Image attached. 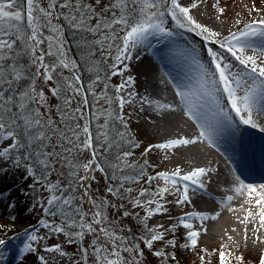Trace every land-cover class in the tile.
Masks as SVG:
<instances>
[{"label":"snow or ice","instance_id":"snow-or-ice-1","mask_svg":"<svg viewBox=\"0 0 264 264\" xmlns=\"http://www.w3.org/2000/svg\"><path fill=\"white\" fill-rule=\"evenodd\" d=\"M19 0H0V143L11 141L7 146L0 150V160H7L10 163H14L19 167L20 159L16 158L13 153L20 149L34 148L37 142L43 146L44 141H50V137L47 132L44 131L45 127L52 130L54 134H58L61 138H65L63 130L56 128L51 118H48L46 123L40 119L38 109H33L32 105H38L40 107H46L48 101L45 98V92L42 88H37V78H42L44 84L53 82L55 80L54 73L57 72L59 67L68 69L70 62L66 61L63 56L62 46L57 47L56 52L51 51L53 45L49 43L48 51H41L37 55L39 46L44 43L41 38V27L48 26L54 32H59V27L53 24V19L59 20L63 17L68 20L73 26L86 27V22L89 20H95L94 27H87L88 31L95 32L101 29V27L112 29L115 25H123L128 30L122 37V46H117V55L115 57L116 64H122L124 59H131L132 54L130 49H135L139 45H142L150 36H170L172 33L165 26V14L171 16L179 28H188L190 31H197L206 41L211 43H218L221 48L226 49L231 56L243 66L241 72H233L232 65L224 62V59L211 47L207 48V55L211 57V63L214 65V70L209 71L205 69L203 65H199L201 69V75L198 79V87L195 91L192 89L184 90V86L176 85L175 95L179 97L180 104L186 108V115L190 120L198 121L197 127L202 129L199 136L196 138L178 137L175 139H169L164 143L152 145V148L169 150L174 148H181L189 145H196L202 142L204 139H209L210 133L207 131L209 128H214L215 125H219L221 121H229L231 117L226 110L225 105L222 103V97L226 96L228 105L231 110L235 112L243 124L256 127L257 125L253 121V111L259 109L264 111V62L257 63L256 55H245L244 49L248 45L249 36H264V28L254 27L253 24L245 26V30L239 34L233 33L230 36H226L221 40L215 39L219 36V33L212 31L208 27L198 23L190 14L191 9L198 8V0H192L190 6H183L179 0H115V2L108 6H102L101 12H111V19L106 16L103 18L95 15V9L91 5L81 3V0H48L46 7L41 6L39 0H24L22 6L17 7ZM96 4H100L101 0H95ZM129 3L133 7L129 8ZM219 0H217V4ZM216 5H213L215 7ZM16 10H12V9ZM57 8L61 11L57 12ZM113 9H119V15ZM66 10V11H64ZM134 13V16L129 19L128 13ZM219 12L223 14L224 9L219 8ZM91 13L92 15H89ZM79 17V19H78ZM44 22L42 24L41 22ZM26 22V28L21 25ZM259 25H264V20H261ZM243 37L244 39H241ZM106 39L116 40L117 37L113 34L111 37H105ZM52 37H48L50 41ZM23 45L21 51L29 52L32 56V63L36 66V71L30 79V83L27 88L21 90L16 87L22 79L25 78L24 72L20 69L17 63L13 62L15 57H18L21 53L17 50V45ZM99 43V41H97ZM45 56L53 57L50 62H45ZM137 59H139V53H137ZM74 66V65H73ZM127 69V65H124ZM123 72H113V75ZM79 80L78 76L68 78L62 85L59 80H55V86L50 88L51 95L53 97H61L63 93V102L66 108H71L74 100L75 92L80 93L78 87L74 88L73 84ZM71 81V82H69ZM135 83L133 77L129 76L128 79L121 85L117 86V90H122L125 87H132ZM107 87V85H106ZM129 93V96H132ZM131 101H125L120 98V105L123 108L125 103ZM151 103L150 101H146ZM158 103V102H157ZM82 104L87 106L88 101L86 98L82 99ZM211 105L212 118L215 121V125L210 123L207 118V113L198 111L197 109H203L205 106ZM160 108L168 109L172 112L176 111V108L171 104H159ZM77 114L82 116V109L80 106L72 109L71 113L62 112L63 119H71L75 121ZM123 122V117H118ZM100 128L107 127V121L104 125H100ZM125 127L127 124L125 123ZM20 131H17V129ZM73 132V136L76 141L74 145L78 152L89 151L91 158L81 164H73L69 162L72 171L70 176L83 187L84 192L80 197L81 200L84 197L88 198V203L91 204V208L88 211L83 210V204L75 206L76 214L79 216L78 227L81 231L75 233L77 238L83 239L86 233L91 234L94 238L91 241L92 256L94 264H140V257L144 255L141 249V243L148 250H153L154 244L160 242L166 247L176 248L177 240L166 239V235L169 232L175 233L177 226L173 225L171 228H165L164 225H157L156 227H149L147 220L154 215L161 212H167V208L161 203L164 200L165 193H170L168 186L161 187L154 194L153 198L147 200H141L140 198H132L129 203L134 208H144L146 215L141 220L143 234L140 235L138 240L136 237H128L122 234L125 230H116L108 225L112 223L108 219L106 210L108 208L120 211L124 208V205L110 204L106 199L97 201L91 197L88 192L90 184H85L86 181L95 180L96 177L92 175L93 172H104V167L97 163L99 153L93 144V135L87 123L81 126L76 123L75 129H69ZM79 130V131H78ZM81 133L84 139L81 140ZM117 136L123 139L124 132H118ZM97 143L101 144V147L105 149H111L114 145L119 147L118 143L114 140H109L108 132H100L95 137ZM129 143L132 141L129 140ZM69 143H72L70 140ZM139 147V145H135ZM151 149H146L145 155ZM69 154L72 153V149H65ZM36 155L37 157H43L40 159V163L47 166L48 158L56 155L53 152H41L33 151L28 153V157ZM132 155L130 151H124L121 154H117L115 157V163L111 167L117 172H123L125 168H133L136 165L129 163L127 158ZM28 157H25L28 158ZM63 159H67L64 157ZM26 173L29 176L33 175V169L31 166L26 165ZM4 171L3 167H0V173ZM82 172V174H81ZM143 177L144 172L141 169L140 173ZM207 175V172L202 167H196L191 171L181 174V169L176 168L174 172H160L157 176L147 177V182L151 183L156 180L157 177L163 179L166 184L171 185L175 192H181L182 194L175 201L176 204L182 205L185 202H190L188 194L189 182L193 185H197L203 189L205 184L203 177ZM113 175V179H115ZM239 180V178H237ZM136 180V177L121 176L120 185L118 188L113 189L108 187L107 191L113 196H120V189L124 188V181ZM183 183V187L178 185ZM71 187V185H70ZM47 190L52 193L47 200V204L55 206L57 209L64 210L74 207L73 201L76 199L71 193L64 196L63 189L59 185L49 184ZM75 188H72V192H75ZM132 188L124 189V192L131 194ZM235 193L238 195L246 194L249 197L248 203H251L252 197H258L255 199V206L258 208V212L253 214L251 209L248 210L245 220L249 217L255 219L259 216L260 227H264V184L259 186L245 184L243 181H239L238 185L234 188ZM59 192L60 194H56ZM146 190L141 189L139 197L145 196ZM233 197H227V200L232 201ZM154 205V207H153ZM232 210V209H230ZM46 212L55 215V212L51 208H45ZM124 217H130L133 213H130L125 209L121 213ZM188 217L198 216L201 220L209 219V217L198 213H186ZM90 216V221L85 217ZM66 221L68 219L67 212L65 211ZM213 216L211 219H215ZM43 223V222H42ZM76 223V221H73ZM179 225L183 228L189 229L187 237L190 240L192 248L197 245V239L200 236V232L193 229V224L188 222L184 217L179 219ZM49 227L48 224L44 225ZM52 230L56 233H64L66 236H71L70 233L65 232L63 226H55ZM258 230V229H257ZM127 231H131L128 229ZM231 239V237H229ZM258 239V238H257ZM31 240L36 241L37 237L33 235ZM136 242L133 243L132 241ZM69 242H72L70 239ZM4 241L0 240V245H3ZM188 244L180 245V247H188ZM26 251H33L31 245L25 246ZM48 253H58L60 257L66 255L61 250L60 245H54L46 249ZM82 252L87 255V249H83ZM124 254H128L127 256ZM152 254L156 257L164 259L171 258L176 259L174 254L165 253L163 250H154ZM232 256L231 252H225L221 250L219 252V264H232V260L229 257ZM200 259L203 261L204 257ZM42 264H49L48 260L44 256L40 257ZM235 260L237 264H243V257L236 256ZM259 264H264V254L259 258Z\"/></svg>","mask_w":264,"mask_h":264},{"label":"rangeland","instance_id":"rangeland-1","mask_svg":"<svg viewBox=\"0 0 264 264\" xmlns=\"http://www.w3.org/2000/svg\"><path fill=\"white\" fill-rule=\"evenodd\" d=\"M184 1L185 0H179V2L183 6H190V3L192 2L191 1L190 3L184 5ZM47 2L48 0H39L41 6L46 7ZM114 2L115 0H101L100 4H96L95 0H81V3L91 5V7L95 9V15L97 17L103 18L106 16L109 20L111 19V12H101V7L111 5ZM22 3L24 2H22V0H19L17 7L22 6ZM213 5L216 6L213 7ZM199 8L203 9V13H209V15L213 16V18L221 21V25L215 26L211 24V22L207 21L205 18L201 19L198 16L194 15L193 13L196 12V10H198ZM219 8L224 9L223 14L219 12ZM12 10L14 11L16 9L14 8ZM59 11L61 10L57 8V12ZM113 11H116L117 15H119V9H113ZM190 14L198 23L208 27L214 32L219 33V36L215 39L221 40L224 37L230 36L233 33L239 34L240 32L244 31L245 26L249 24H253L254 27L257 28H260L261 26L264 27V25L254 23L264 20V0H219L218 4L217 0H198V8L191 9ZM89 15L92 14L89 13ZM128 16L129 19H132L134 13L129 12ZM166 16L167 13L164 17L166 22L165 26L169 30L174 29L176 25L175 21L172 20L171 16L168 15L171 20L168 22V18H166ZM41 23L44 24L43 21ZM67 23L70 22L68 20H65L63 17H61L59 20L53 19V24L59 27L58 33L52 31V29L48 26H42L41 38L44 40V43L39 46L37 52L38 55L41 51L47 52L49 43L53 45L51 49L53 53L56 52L57 47L62 46L64 53L63 58L66 61L70 62V66L68 69L59 67L57 69V72L54 73L55 80H59L62 85L66 80H68V78L73 77V75L79 77L78 67L76 64L77 61L74 60V57L72 56L69 41L65 33V31H67L65 29ZM94 25L95 20H89L86 22V27H82L81 30L83 35L85 36L84 38H87L86 40L84 38L82 39V49L84 51H87V55H85V58L88 60L89 68L94 67L97 70V64L103 65L101 60H99L100 57H103L106 63L105 68L107 71L102 73V77L95 78L87 84H84L82 82L81 85L79 80L73 84L74 88L78 87L80 89V93H72L75 98L73 100L71 108H67V112L71 113L72 109L76 108L77 106L81 107L83 118H80V114H77V119L73 122L74 124L72 125H76V123H79L81 126H83L85 123L88 124L90 131L93 135L94 147L96 148L99 154L105 155L107 149L101 147V144L97 143L95 137L100 132L105 131L108 132V138L110 137V135H113V133H110L111 131L108 127V119L112 114H114L116 106L119 109V116L123 117V125L125 126V123L127 124L126 128H128V130L133 134L134 138L136 139V145H139V147L134 146V148L130 151L132 152V155L127 158L128 162H137V164L140 163L141 166H138V170L143 169L144 172L143 177L138 174V182H136V185H138L139 189L136 191L135 196L129 197L128 194H125V196L117 197L110 194L107 191V188L112 187V185L108 182L106 171L102 173L99 171H95L92 173V175H94L96 179L89 181L91 187L88 188V192L91 197L95 198L97 201L101 199H106L110 202V204H122L124 205V207L128 204V207H131L130 213H133L132 219L131 216L124 217L121 214L125 210L124 208H121L120 211L108 208L106 210V214L108 216V219L112 221V223L108 226L116 230L124 229V232L118 234H122L130 238L136 237V239L138 240L139 234H142L143 228L141 220L135 218L134 215L137 212L138 217H144L146 215V212L144 208L132 207L129 203V200L132 198H140L143 201L149 198H153L154 194L158 191V189L165 186H168L170 188L171 194L165 193L164 200H162L161 203L164 204L167 200L174 198L177 192L172 189L170 183L166 184V182L159 177L149 183L147 182V177L157 176L158 173L163 172V170L165 169V163L172 164L175 158L170 157L169 160H166L162 163H158L154 160L155 157L160 155L161 149L156 150V148H152L151 146L162 143L163 135L161 134L163 133H157L156 135H148L144 133L142 130V122L145 121L146 124L150 126L153 125L152 120L154 118L153 114L155 113V111L153 113H150V115L148 114V116L143 117L142 122H137V120H135V117H138V115H140V106L142 105L141 101L137 102V100H139V98L141 97V95H139L138 93V90H132V87H125L122 90H117V86L124 83L123 80L126 75V70H124L126 59L123 60L122 64H117L115 68L113 67V65L116 64V47L118 45L122 46V37L123 35H125L122 28L123 25H115L112 29L101 27L100 30L95 32L87 30V27H94ZM21 26L25 27L24 24H22ZM179 32H181L183 35L185 34L187 38H194L191 40L193 44L187 43L185 40L180 39L177 44L180 51L176 53L175 56H164V62L168 67L169 63H172L174 67H181L182 65H185V67H189L191 66V57L195 56L197 53V55L201 56V59L206 64L204 67L206 69H209V71H212L214 70V65H212L211 63V57L207 55V48L211 47L224 59V62L232 65L233 72H241L243 70V66L240 65L239 62L236 61L231 56V54L226 51V49L221 48L218 43H211L209 41H206L201 35L198 34L197 31H190L188 30V28H179ZM113 34L116 35V40L105 38L106 36L111 37ZM48 37H52V39L49 41ZM97 41H99V43H97ZM261 41L264 42V36L261 38ZM244 54L249 55L247 53ZM52 59L54 58L45 56V62H50ZM195 69L197 74V76H195L200 78L201 73L200 71L198 72L200 68L195 67ZM121 71L123 72V75H113V72L119 73ZM55 80L53 82H49L48 84H44L42 78H37L38 87L39 89H43V91L45 92V98L48 101L46 107L37 106L40 119L45 123L48 118L52 119V117L56 121H62L58 105H64L63 94L59 98L53 97L50 92V88L52 86H55ZM176 85H181L185 87L186 83L184 81H181L179 78H176L175 76H171V74L165 76V79L162 81L160 89H162V95L164 96V99H166V101H176V99L178 98V96L175 95ZM129 93H132L133 95L129 96ZM83 98L87 99V106H84L82 104ZM120 98H123L125 101L131 102L125 103L122 108L120 105ZM222 103L228 109L229 113H231L232 111L229 107L230 105H228L226 96L222 97ZM114 105L116 106L114 107ZM175 108L176 111H171V115L172 117L181 116L183 118L182 121L179 122V128L182 132L177 131L171 134L170 136H173V139L178 137H198L199 127H197V122H195L194 120H190L186 115V111L180 109L177 106H175ZM234 117L238 120L239 127H241L243 123L240 121V119H238L237 116ZM105 121H107V127L100 128L99 126L104 125ZM17 130L20 131L19 128ZM44 131L47 132V134H50L51 129L45 127ZM83 139L84 136L81 133V140ZM9 143H11V141L0 143V150H2L3 147L7 146L5 144ZM37 144L38 143H36L34 147L39 145ZM39 147L41 150V146ZM196 147L199 148V150H203L204 148H208L209 146L204 140H202V142H199L196 145L181 147L180 150L182 151L179 153H186L189 155V159L193 158L195 160L197 158L194 154H192V149H195ZM42 148L44 149V147ZM34 149L38 151L37 148H29L27 149V151H25V149L21 150V159L19 167L15 166L14 163L8 162L7 160H0V167L4 168V171L2 172L4 175H8L9 172H20V176L17 179L18 181L9 186L8 190L15 192V195L20 198L17 202V205H19L20 200L23 201L21 206L18 207V211L22 212L23 216L25 215V219H21L18 216H10L6 217L3 221L0 220V233H2L3 231L0 240L4 241V244L0 245V264H6L9 261L12 264H42V261L40 260L41 256H44L45 259L48 260L49 264H94L92 248L90 246L91 241L94 237L91 234L86 233L83 239H73L71 237L72 242H69L70 237L66 236L64 233H56L52 230L53 227L60 226V224L58 222L51 223V221H49L47 218L48 212L45 211V208H49L47 200L52 194L47 190L48 184L42 182V178H44L43 176H45V173L43 171L45 170L46 172V169H42V172L40 173H36L33 169L32 176H29L26 173L25 166H30V157H28V153L33 152ZM146 149L151 150L148 151L145 155L144 153ZM45 151L49 152V150ZM41 152H44V150H42ZM74 154H76L74 156V159L77 161L78 164L86 162L87 159L91 158V154L89 151L78 152L76 150V153ZM32 156L34 157V155ZM25 157L28 158L25 159ZM40 158L43 159L42 156ZM37 159L39 161V157H37ZM59 162L60 160H58L57 163ZM60 168H62L60 169L63 172L62 175L72 171V169H67V166H65L64 164H61ZM50 177L52 179V173L50 174ZM75 187L76 190H78L79 197H81L84 192L83 187H81L80 184L77 182ZM141 189L146 190L145 196L143 197H139ZM56 194L60 193L57 192ZM133 195L134 194L132 193L131 196ZM256 198L258 197L253 196L252 200H255ZM248 200L249 197L246 194H241L237 196V202H247ZM80 201V204H83L84 211H88L92 207L91 204L87 202L88 200L86 201V197H84L83 200L80 199ZM196 204L197 202L195 203V205ZM210 204L215 205V207L217 208L222 206V204L215 198H211ZM223 214H219L220 216L217 215L215 219L208 223V225H211L210 229L212 231L219 230L220 232L223 231L226 235H232L235 234L236 231L240 230V228L237 229L235 228V226H221L220 219L222 218ZM166 217L168 216H166L164 212H161L159 214L154 215L146 222L149 227H156L157 225H153L151 222H158L161 219H165ZM85 219L90 221V216L85 217ZM45 224H48L49 227H45ZM240 226L242 227V223H240ZM128 229H131V231H127ZM78 231H81V229L76 223L75 232ZM169 234L171 236L176 235L172 232H169ZM33 235L37 237L36 241L31 240V237ZM132 242L135 243L136 241L133 240ZM205 244L206 243L204 241H198V246L195 247L194 253L189 254V257H191L189 259H193L194 256L197 257V261L195 262V264H219V252L221 250H224L226 253H232V256L229 257V259L232 260V264H237V261L235 260L236 256L243 257V264H259V259L256 255L239 254L230 251L228 248H226V246L224 247L212 244ZM26 245H31L32 249L34 250L26 251ZM54 245H60L61 250L66 253V255L60 257L58 253H48L46 251L47 248L52 247ZM82 246L83 249H87V255L83 254L85 258L83 262ZM140 247L144 252V255L139 258L140 264H191L187 261V259H183L184 255L182 251H176L175 248L172 251H166V246L160 242H156L154 244L153 250H148L144 247L142 243ZM154 250H163L165 253L174 254L176 259L173 260L171 258L164 259L161 257H156L152 254ZM124 255L127 256L128 254ZM201 256L204 257L203 261L200 259Z\"/></svg>","mask_w":264,"mask_h":264},{"label":"bare ground","instance_id":"bare-ground-1","mask_svg":"<svg viewBox=\"0 0 264 264\" xmlns=\"http://www.w3.org/2000/svg\"><path fill=\"white\" fill-rule=\"evenodd\" d=\"M192 0H185L184 5L190 3ZM199 8L193 14L201 19H206L213 25H221V21L213 18L202 11ZM264 28V27H260ZM172 34L170 36H150L142 45H139L135 49H130L132 58L126 59L125 65H127L126 75L124 77V82L129 76L133 77L135 83L132 85V90H138L141 97L138 101H141L140 115L135 117L137 122H142L143 117L150 115L155 111L154 118L152 120L153 125H148L145 121L142 122V130L148 135H156L157 133H163L162 143L169 139H173L170 136L174 132H179V122L182 121V117H177L171 115V111L165 108H160L159 104H171L173 107L177 106L180 109L186 111L184 105L180 104L179 97L176 101H166L162 95V89L160 86L162 81L165 79L166 75L171 74L170 69L164 62V56H175L180 50L177 46L180 39L185 40L187 43L193 44L191 42L194 38H187L186 35L179 32V28L175 27L169 30ZM263 36H249L247 40L248 45L244 49V53L249 55H256L258 63L264 62V42L261 41ZM153 38H158V40H164L165 45L169 48H163V45L151 44ZM244 39V38H241ZM166 49V50H165ZM137 53H139V59H137ZM191 66L185 67L182 65L181 68H172V73H174L181 81L186 83L184 90L189 88L195 91L198 87V77L196 74V69L200 68L199 65L205 66L206 64L201 59V56L196 55L191 57ZM173 66L172 64H170ZM205 68V67H204ZM206 69V68H205ZM209 70V69H208ZM201 69L198 70V72ZM196 75V76H195ZM171 76H174L171 74ZM146 101H150L148 103ZM158 102V103H157ZM211 105L205 106L203 109H197L198 111H203L207 113V118L210 123L215 125V121L212 118V112L210 110ZM227 110V109H226ZM228 111V110H227ZM229 113V111H228ZM235 112L229 114L231 120L221 121L219 125H215L214 128H209L207 131L210 133L209 139H204L208 144V148L199 150V148L192 149V154L196 156L197 159H189V155L186 153H179L181 148H174L169 150H160V155L155 157V161L162 163L169 160L170 157L175 158L172 164L165 163V169L163 172L172 173L176 168L181 169V174L187 173L196 167H202L206 170L207 175L203 177V182L205 187L203 189L199 188L197 185H193L189 182L188 184V194L190 202H185L182 205H178L175 201L182 194L177 192L174 198L167 200L164 203V207L167 208V212H164L166 216L165 219H161L158 222L152 221L153 225H164L165 228H171L173 225L177 226L175 236H171L169 233L166 235V239H172L176 237L177 247L176 251H182L184 257L189 263L195 264L197 257L194 256L193 259H189V254L194 253L195 248L191 247L190 240L187 237L189 229H185L182 225H179V219L184 217L188 222L193 224V229L200 232L198 241H204L207 244L226 246L230 251L239 254H253L259 259L262 254H264V227H260L259 216L255 219L249 217L245 220V216L248 214V210L251 209L253 214L258 212V208L255 206V200L248 202H237L238 194L235 193L234 188L238 185L239 181H243L245 184H251L259 186L264 184L263 180H254L251 173L254 170H261L262 167L256 166L254 163L252 165L244 164L245 161L241 160V170L250 177L249 180L241 177V179H236L233 176L232 164L238 161L240 157L245 156V149L249 145L252 150L257 154L258 152L264 151V111L259 109H254L253 111V121L257 125L252 127L251 125L243 124L239 127L238 122L232 117ZM188 117V116H187ZM199 123L198 121H195ZM171 127V129H170ZM202 129L199 128V133ZM182 132V131H181ZM250 134V136H249ZM7 145V144H6ZM157 150V149H156ZM144 156V154H143ZM254 165V166H253ZM20 172H9L8 175L0 173V220H4L6 217L18 216L21 219H25L22 212L18 211V207L21 206L22 200H20L19 205H17L20 199L15 195V192L8 190L9 186L16 183ZM184 182H180L181 190ZM85 184H89L86 181ZM215 184V185H213ZM208 188H213L221 192L219 196H213L208 193ZM232 196V201H228L227 197ZM217 199L222 206L217 208L215 205L210 204V200ZM257 199V198H256ZM87 201V199H86ZM199 201V202H198ZM197 204L195 205V203ZM228 207V209H224ZM232 209V210H230ZM18 211V212H17ZM186 213H198L209 217V219L201 220L198 216L188 217ZM224 213V214H223ZM223 214L220 219L221 226L240 228L235 234L226 235L224 232L212 231L210 229V224L213 219L211 217ZM232 214V216H231ZM220 216V215H219ZM242 223V227L240 223ZM207 224V225H206ZM258 229V230H257ZM3 233V231H2ZM0 233V239L2 237ZM231 237V239H229ZM258 238V239H257ZM188 244V247H180V245ZM174 248L166 247V251H172ZM6 264H12L10 261Z\"/></svg>","mask_w":264,"mask_h":264},{"label":"trees","instance_id":"trees-1","mask_svg":"<svg viewBox=\"0 0 264 264\" xmlns=\"http://www.w3.org/2000/svg\"><path fill=\"white\" fill-rule=\"evenodd\" d=\"M22 2H24V0H22ZM130 4H129V8L133 7ZM166 18H169V16L167 15ZM130 22H131V19H130ZM24 26L26 28V22L24 23ZM122 28H123L124 33L126 34V31L128 29L125 26L124 27L122 26ZM65 29L67 30L65 31V33L69 41V46H70L72 56L74 57V60L77 61L76 64L78 67V74H79V78L81 82H83L84 84H87L95 78L102 77L103 76L102 73L107 71L105 68L106 63L103 57H100L99 60H101L103 65L97 64V70L94 67L89 68L88 60L85 58V55H87L86 54L87 51H84L82 49V39L85 37L81 30L82 27L73 26L72 24L67 23L65 26ZM84 39L86 40L87 38H84ZM22 48H23V45L18 43L17 50L20 51L21 54L18 57H15L13 61L18 64L20 69L25 74V78L22 79L18 85H16V87L21 90L27 88L28 84L30 83L31 77L36 71V66L32 63L33 58L31 54L29 52L21 51ZM37 88L39 89L38 84H37ZM37 106L38 105L33 104L32 108L37 109ZM115 106L116 105H114V107ZM58 107H59L60 115L62 119V112H67V108L63 104L58 105ZM118 117H120L119 109L116 106V109L114 110V114H112L108 119V127H109V130L111 131L110 133H113L112 136L110 135L109 140H114L115 143L119 144V147H116L114 145L111 149H107V152L105 153V155L99 154V157H98V163H100L104 167L106 171V176L108 178V182L112 185L113 189H116L119 187L120 182H121L120 181L121 176L137 178L139 176L138 174H140L141 172V169L138 170V166L139 165L141 166V164L140 163L137 164V162L132 163L129 161V163H132L136 166L133 168H125L122 173L115 171L111 167V165L116 162L115 157L117 154H121L124 151H131V149H133L134 146L136 145V142H135L136 139L134 138L133 134L128 130V128H126L123 125V123L121 122L120 119H118ZM52 121L54 122L57 129L64 131L65 138H61L58 134H54L51 130L50 134L48 133V136L50 137V141L48 140L44 141L43 146L40 145V142H37L39 145L37 144L38 146H35L34 148H37L38 151L44 150V152H46L45 150H49V152H53L56 155L48 158L47 166L41 164L39 162L41 158L39 157V161H38L36 155H34V157L33 156L30 157L29 164L36 173L37 172L40 173L42 172V169H46V172L45 170L43 171L45 173V176H43L44 178H42V182L48 185L49 184L59 185V187L63 189L64 196H67L68 194L72 192L71 191L72 188L76 189L75 187L76 181L74 180L72 176H70V172L62 175L63 172L60 170L62 169L60 168V166L61 164H64L65 166H67V169L69 168L71 170L72 168L70 167L69 162L73 164H78L77 161L74 159V156L76 155L74 154L76 153V149L74 145L78 143L79 141L75 140L73 136V132L69 130V129H75V125H72L74 124L73 120L63 119L62 121H56L52 117ZM118 132L125 133V136L123 137V139L117 136ZM70 140L72 141V143H69ZM129 140H131L132 142L129 143L128 142ZM39 146H41V150ZM42 147H44V149ZM68 148L72 149L71 154L65 151V149H68ZM21 150L23 149H20L17 152H15V155L18 159H21L20 158ZM64 157H66L67 159H63ZM58 160H60L59 163H57ZM51 173H52V179L50 177ZM113 175H115L116 177L115 179H113ZM72 179H73V182H72ZM126 188H132L133 189L132 193L134 195L131 196L132 193L129 194V193L124 192V189ZM138 189L139 187L138 185H136V180L124 181V188L120 189L121 195L117 197L125 196V194H128L129 197H134ZM71 194L76 197V199H74L73 201L74 207L70 209L60 210V209H57L55 206L48 205V207L51 208L53 212H55V215L50 214L48 212L47 218L53 223L58 222L60 226H63L65 228V232L71 234V236H68V237H70V239L72 238L74 239V238H77L75 235L76 233L75 226H76V223L78 224L79 222V216L76 214L75 206L80 205L81 201H80V197L78 194V190H75V192ZM130 208L131 207H128V204L124 207V209H127L129 212H130ZM65 211L67 212V215H68L67 221L65 218ZM137 215L138 214L136 212L134 217L137 218L138 217ZM132 217L133 216L131 215V219ZM73 221H76V223H73ZM142 234H143V231H142ZM139 237H140V234H139ZM82 250H83V246H82ZM83 254L84 253L82 252V262L85 259Z\"/></svg>","mask_w":264,"mask_h":264}]
</instances>
